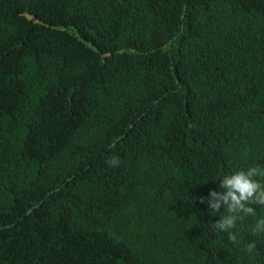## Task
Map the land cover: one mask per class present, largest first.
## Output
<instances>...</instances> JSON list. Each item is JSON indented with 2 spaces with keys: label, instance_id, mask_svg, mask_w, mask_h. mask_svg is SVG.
Wrapping results in <instances>:
<instances>
[{
  "label": "trees",
  "instance_id": "obj_1",
  "mask_svg": "<svg viewBox=\"0 0 264 264\" xmlns=\"http://www.w3.org/2000/svg\"><path fill=\"white\" fill-rule=\"evenodd\" d=\"M250 167L264 0H0V264H264Z\"/></svg>",
  "mask_w": 264,
  "mask_h": 264
},
{
  "label": "clouds",
  "instance_id": "obj_2",
  "mask_svg": "<svg viewBox=\"0 0 264 264\" xmlns=\"http://www.w3.org/2000/svg\"><path fill=\"white\" fill-rule=\"evenodd\" d=\"M117 161L113 159L112 163ZM264 176V171L257 167H250L245 170H237L232 172L230 176L225 175L222 184L227 186V191L223 195L224 201H231L228 205L230 213L227 216L221 217L220 222H216L215 227L221 231L227 232L229 238L236 239L235 234L231 229L241 214H254V209L247 204L249 201H254L259 204H264V186L261 185L258 179L254 177ZM217 195V193H212ZM202 201V197L199 198ZM243 202V203H242ZM235 207L236 211H231ZM213 211L216 205H212ZM252 231L264 233V217L258 218Z\"/></svg>",
  "mask_w": 264,
  "mask_h": 264
}]
</instances>
